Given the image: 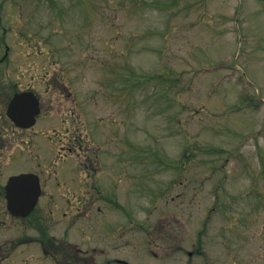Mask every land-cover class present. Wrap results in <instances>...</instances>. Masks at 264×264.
I'll return each instance as SVG.
<instances>
[{"label": "rangeland", "instance_id": "374dc122", "mask_svg": "<svg viewBox=\"0 0 264 264\" xmlns=\"http://www.w3.org/2000/svg\"><path fill=\"white\" fill-rule=\"evenodd\" d=\"M16 90L43 103L29 131L6 115ZM0 136V264H45L48 240L114 249L127 215L167 217L168 264H264V0H0ZM74 138L100 153L87 183L121 202L71 225ZM32 171L43 199L14 218L2 190Z\"/></svg>", "mask_w": 264, "mask_h": 264}, {"label": "flooded vegetation", "instance_id": "af4514ba", "mask_svg": "<svg viewBox=\"0 0 264 264\" xmlns=\"http://www.w3.org/2000/svg\"><path fill=\"white\" fill-rule=\"evenodd\" d=\"M8 50L9 48L7 47L4 57L1 59V63H5V58L8 56ZM38 97L40 99L39 95ZM42 104L43 103H41V108ZM83 148V141L80 143L79 140L74 138L73 140H71V145L68 149V153H66V155L64 156H60L62 158H65L67 156L71 157L74 166V168H71V171H73L74 174H71L70 176V180H72L73 184H71L73 191L72 193H74L75 195H79L77 194L78 191L82 190L83 193L80 194L79 199L83 198L84 204H87L86 207L79 208L78 213H82L77 215L75 214L73 220L71 218V225H73V223L75 222H79V218H81L80 215H82L83 218L90 219L92 217L95 220H99L101 218V214H103L104 212V207L106 206V204L109 206L111 204H114L115 206H113L116 209V207H118V201L121 202V192L119 187H116L114 199L111 200L110 198L103 195V192L99 187H97L96 185H93L92 187L87 183V180L90 179V176L99 179L102 175V172L99 168L96 167L97 171L95 169L93 170V168H95V165H91L96 163L93 158L98 159L100 153L94 150L90 153L89 146V151L83 150ZM79 149L81 151H79ZM79 155H82V157L85 159L82 163L83 166H78L79 162L75 158ZM89 165L92 166V173L90 176ZM80 170L83 172V176H81V173H78L80 172ZM75 174L78 176H75ZM56 178H58V176ZM79 180L81 184L79 183ZM181 184L183 185V183H178V185ZM171 185L173 186V184ZM171 185H169L167 188L164 187L162 194L159 193L160 189H158V191L154 193L153 199L161 198L162 200H166V202L169 203L168 192ZM44 186L45 181H42V188H44ZM136 191L137 190H135V192ZM144 192H148V189ZM2 194L5 198V189L2 191ZM42 198L43 194L40 199ZM66 199L67 202H71V204L74 203V201H72L70 198ZM172 200H176V198L172 197ZM51 201V205L53 206V208L51 209L52 214L53 216L57 214L56 217H58L59 212L56 211L57 198L52 196ZM78 203H81L80 200ZM152 207H154L152 208L153 210L156 208V205H153ZM119 209L121 208L119 207ZM119 216L121 215L119 214ZM135 218H137V216L127 215V221L126 219L122 221H118V219L115 220V229L109 235H104V237L110 238L114 249L112 247H106L105 245L82 248L78 246L77 242L70 243L71 241H67V243H65L66 245H63V243L61 242L60 246H54L53 243L48 241L49 246H44V248H42L43 253L42 255H40V257L44 259L48 264H168L166 263V260L168 259L169 253L172 252L176 254L181 251V248L178 246H166V240L171 237L168 232L169 225H167L163 220L167 219V217H161L160 219L152 220L151 217L148 216L141 221H136ZM155 221L157 224H161L158 227V230H153V228L156 226L154 224ZM134 223H136L135 227L139 229V231L135 233L141 235L138 237V239H140L138 245L143 244L144 246H132V248L130 249L128 247L131 245V243H133L134 237L131 236L130 231L127 228L129 227V225L134 227ZM51 239L53 240V237ZM198 254V250L194 252L188 251V255L190 258H193ZM44 255H48L50 256V258H45Z\"/></svg>", "mask_w": 264, "mask_h": 264}, {"label": "water", "instance_id": "95a60500", "mask_svg": "<svg viewBox=\"0 0 264 264\" xmlns=\"http://www.w3.org/2000/svg\"><path fill=\"white\" fill-rule=\"evenodd\" d=\"M39 113V100L32 92L16 94L8 107L9 117L21 128L32 127ZM6 192L10 213L27 217L36 208L41 195L40 179L32 173L13 176L8 181Z\"/></svg>", "mask_w": 264, "mask_h": 264}]
</instances>
